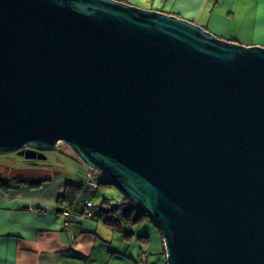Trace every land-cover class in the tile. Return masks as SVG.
I'll return each mask as SVG.
<instances>
[{
	"label": "water",
	"instance_id": "95a60500",
	"mask_svg": "<svg viewBox=\"0 0 264 264\" xmlns=\"http://www.w3.org/2000/svg\"><path fill=\"white\" fill-rule=\"evenodd\" d=\"M65 143L167 264H264V47L126 0H0V155Z\"/></svg>",
	"mask_w": 264,
	"mask_h": 264
},
{
	"label": "crops",
	"instance_id": "0c3cea01",
	"mask_svg": "<svg viewBox=\"0 0 264 264\" xmlns=\"http://www.w3.org/2000/svg\"><path fill=\"white\" fill-rule=\"evenodd\" d=\"M136 1H147L141 7L176 14L218 35L243 34L254 39L248 45L264 46V0ZM68 181L67 175H58L40 187L21 185L7 193L0 187V264H143V244L126 240L99 218L75 213L65 222L57 202ZM28 206L47 213L38 215ZM148 262L155 264L152 255Z\"/></svg>",
	"mask_w": 264,
	"mask_h": 264
},
{
	"label": "trees",
	"instance_id": "16d2710c",
	"mask_svg": "<svg viewBox=\"0 0 264 264\" xmlns=\"http://www.w3.org/2000/svg\"><path fill=\"white\" fill-rule=\"evenodd\" d=\"M97 174L100 177V182H98L97 188L93 190L92 193L89 192L86 185L84 186L83 183H79L78 180L77 182L72 180L68 181L65 186L64 194L58 199L57 213L60 215L64 214V211L68 209L71 215L78 213L79 216L85 217L87 212H91V217L87 219L99 218L114 231L119 232L126 240L130 241L138 234L140 245L148 244V242H150L149 231L140 230L136 232L134 227L144 223L146 220H151L155 226H157L155 221L148 216L144 209L140 208L141 210L138 211L139 206L123 194L122 198L116 201V203H114V198H100L102 194L100 186L112 183L99 172ZM1 177L2 176H0V187L5 193L9 192L11 188L21 185H29L33 188L40 187L44 182L52 179V177L38 179L35 175H26L23 173L13 176L5 175L4 178ZM88 200L92 201V207H86V201ZM143 246V251L141 253V258L143 256L142 261L144 264H150L148 258L152 255V252L151 250L146 251ZM164 253L166 254L165 251Z\"/></svg>",
	"mask_w": 264,
	"mask_h": 264
},
{
	"label": "rangeland",
	"instance_id": "374dc122",
	"mask_svg": "<svg viewBox=\"0 0 264 264\" xmlns=\"http://www.w3.org/2000/svg\"><path fill=\"white\" fill-rule=\"evenodd\" d=\"M126 1L139 7L148 5L147 1H145V3L143 2L140 3L136 0H126ZM208 30L221 38L232 40L246 46H261V45H248L249 43L253 44L254 39L248 37L247 35H243V34L235 35L234 33H232L231 35H226V34L218 35L214 31L210 29ZM45 154H46V159H29L26 157L24 158L22 155H19L16 152L0 155V176H2L1 178H4L5 175L13 176L21 173L26 175H32L30 174V172H28V170L35 169L36 171L34 172L33 175H35L38 178L40 177L39 179L45 176L54 178L57 177L58 175H67L69 177V180H74L81 174L87 173L89 171L87 165H85L78 158V156L72 150V148L65 143H59L55 149L48 151ZM100 190L102 193L100 198L102 197H107L108 199L114 198L115 199L114 203H116V201H119L122 198V194H123L122 191L119 189V187H117L114 184L102 185L100 186ZM67 210L68 209H66V211ZM139 210H141L140 207H138V211ZM134 230L136 232H139L140 230L149 231L150 242H148V244H143L144 249L146 250L152 249V259L155 264H167V256L164 253L165 243L163 236L159 231V228L155 226V224L151 220H146L144 223L135 226ZM138 237H139L138 234H136L134 237L135 241H138Z\"/></svg>",
	"mask_w": 264,
	"mask_h": 264
},
{
	"label": "built area",
	"instance_id": "2783aa9c",
	"mask_svg": "<svg viewBox=\"0 0 264 264\" xmlns=\"http://www.w3.org/2000/svg\"><path fill=\"white\" fill-rule=\"evenodd\" d=\"M97 173H98V171L93 170V169H89V171L87 173L78 176L76 178V182L78 180L79 183H83L84 186L86 185L88 187L89 192L92 193L93 190H95L97 188V185L99 184L98 182H100V177L98 176ZM92 206H93V204H92L91 200L86 201V207L87 208L92 207ZM27 210L34 212L38 215H43V214L47 213V209L33 207V206H28ZM69 215H70V212L68 210L64 212V216L66 217L65 218L66 221L69 219ZM85 217L90 218L91 212H87Z\"/></svg>",
	"mask_w": 264,
	"mask_h": 264
},
{
	"label": "flooded vegetation",
	"instance_id": "af4514ba",
	"mask_svg": "<svg viewBox=\"0 0 264 264\" xmlns=\"http://www.w3.org/2000/svg\"><path fill=\"white\" fill-rule=\"evenodd\" d=\"M17 154H18V152H17ZM23 157L25 158V156H23ZM34 161H37V160H34ZM35 171H36L35 169H32V170L29 169V170H28V172H30V174H32V175L34 174ZM37 172H38V171H37Z\"/></svg>",
	"mask_w": 264,
	"mask_h": 264
}]
</instances>
